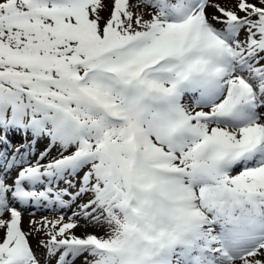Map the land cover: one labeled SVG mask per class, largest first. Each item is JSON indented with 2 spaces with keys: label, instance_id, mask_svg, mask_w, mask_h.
Returning a JSON list of instances; mask_svg holds the SVG:
<instances>
[{
  "label": "snow or ice",
  "instance_id": "6c2138e0",
  "mask_svg": "<svg viewBox=\"0 0 264 264\" xmlns=\"http://www.w3.org/2000/svg\"><path fill=\"white\" fill-rule=\"evenodd\" d=\"M0 264H264V0H0Z\"/></svg>",
  "mask_w": 264,
  "mask_h": 264
},
{
  "label": "rangeland",
  "instance_id": "374dc122",
  "mask_svg": "<svg viewBox=\"0 0 264 264\" xmlns=\"http://www.w3.org/2000/svg\"><path fill=\"white\" fill-rule=\"evenodd\" d=\"M52 215L53 214L51 212H49V211H47V212L44 211V213L42 211H39V212L36 213L35 219H40L42 216H49V218H52ZM30 218L31 217L28 214H25V222L26 223H27V220L30 219ZM84 231H93V229H89V230H87V229H78L77 230V234H81Z\"/></svg>",
  "mask_w": 264,
  "mask_h": 264
},
{
  "label": "bare ground",
  "instance_id": "6f19581e",
  "mask_svg": "<svg viewBox=\"0 0 264 264\" xmlns=\"http://www.w3.org/2000/svg\"><path fill=\"white\" fill-rule=\"evenodd\" d=\"M43 213H44V211H42ZM45 212H47V211H45ZM81 229H83V228H81ZM87 230H89V229H87Z\"/></svg>",
  "mask_w": 264,
  "mask_h": 264
}]
</instances>
